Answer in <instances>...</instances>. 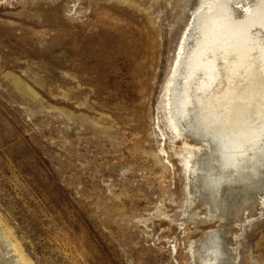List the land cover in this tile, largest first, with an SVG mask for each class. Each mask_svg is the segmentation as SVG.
Listing matches in <instances>:
<instances>
[{
	"label": "rangeland",
	"instance_id": "rangeland-1",
	"mask_svg": "<svg viewBox=\"0 0 264 264\" xmlns=\"http://www.w3.org/2000/svg\"><path fill=\"white\" fill-rule=\"evenodd\" d=\"M210 1L0 0V227L28 264H264V145L222 146L194 108L237 55L219 34L214 84L171 74Z\"/></svg>",
	"mask_w": 264,
	"mask_h": 264
},
{
	"label": "bare ground",
	"instance_id": "bare-ground-1",
	"mask_svg": "<svg viewBox=\"0 0 264 264\" xmlns=\"http://www.w3.org/2000/svg\"><path fill=\"white\" fill-rule=\"evenodd\" d=\"M208 4L211 10L200 12L195 22L196 27L202 30L198 41L195 39V48L188 52L184 47L180 48L179 59H176L171 74L173 77L180 74L186 80L185 84L189 85L193 75L202 69L204 77L197 86L214 84L213 61L204 59L202 49L206 48L203 45L207 40H215L219 34L222 35L225 39L223 46L229 53L237 55L238 62L227 71V78L217 92L211 96H195L194 108L198 110L199 125L226 148L235 147L246 154L249 150L261 152L264 145V46L254 59L250 58V30L258 25L264 31V0L245 7V14L238 19L233 15L229 0H211ZM259 39L264 40V37L259 35ZM188 89H179L181 98H186ZM248 107L259 119L260 125L251 124L253 120L246 116ZM7 233L1 226L0 264H28L20 247Z\"/></svg>",
	"mask_w": 264,
	"mask_h": 264
}]
</instances>
